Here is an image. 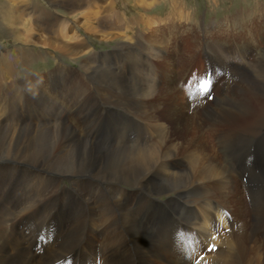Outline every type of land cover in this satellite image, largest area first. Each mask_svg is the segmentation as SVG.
Returning <instances> with one entry per match:
<instances>
[{
	"label": "bare ground",
	"instance_id": "1",
	"mask_svg": "<svg viewBox=\"0 0 264 264\" xmlns=\"http://www.w3.org/2000/svg\"><path fill=\"white\" fill-rule=\"evenodd\" d=\"M8 1L0 16L11 39L0 42V264H264V245L253 237L264 236V202L253 195L250 209L238 159L248 146L247 181L264 179V6L243 8L241 23L251 22L244 32L218 26L220 36L198 32L191 20L186 30L173 25L192 19L183 0H163L169 7L161 16L147 10L162 0ZM27 8L41 14L33 23L22 17ZM236 15L226 16L231 26ZM153 22L160 23L155 32ZM96 34L115 42L111 54H101L107 57L89 43ZM121 53L129 71L118 62L100 65ZM49 58L81 69H53ZM198 58L201 88L188 81ZM249 61L259 65L257 86L245 81L235 94L221 81L213 104L201 101L213 67L246 68ZM99 114L111 127L123 123L124 137H103ZM78 173L85 179L63 184ZM164 204L194 219L191 226L170 221L182 236L163 235Z\"/></svg>",
	"mask_w": 264,
	"mask_h": 264
},
{
	"label": "rangeland",
	"instance_id": "2",
	"mask_svg": "<svg viewBox=\"0 0 264 264\" xmlns=\"http://www.w3.org/2000/svg\"><path fill=\"white\" fill-rule=\"evenodd\" d=\"M1 1V3H0V16H2V13H3V11H5L4 9H5V5H9V1L8 0H0ZM2 1H3V3H2ZM38 1H41V2H46V1H44V0H38ZM106 1L107 0H100V4L102 3V4H104V3H106ZM181 1V0H180ZM185 3L183 4V6H187V8L186 9H188V11H189V13H192L191 14V18L192 19H189L188 21H184L185 19H183V20H181L180 22L181 23H179L178 22V19L177 18H175V21L176 22H178V23H173V25H175L176 24V26H178L179 27V29H181V30H186L187 28H190V25H192V23L191 22H193V23H196L197 24V26L199 27L198 29V32H202V29H203V31H204V33L205 34H207V35H209V32H212V33H214V32H216V34H219L220 36H223L224 35V31L222 32V33H217V30H218V26H223L224 28H228L229 30L230 29H234V28H236V30L238 31H241V32H244L245 30H244V25L246 24H248V25H250V23L251 22H249V20H248V18H244V17H242L244 20V24H242L241 23V14L243 13V8L245 9V8H252L253 6H257V5H259V6H264V0H183ZM165 2V1H164ZM163 2V0L160 2V4H158V5H156V6H154V7H152V9H149V10H147V13H148V15H150V16H158V15H162L164 12H166V9L169 7L168 6V2L166 3H164ZM5 3H7V4H5ZM216 3V4H215ZM17 5H19V4H17ZM185 6V7H186ZM2 7V8H1ZM132 9V8H131ZM130 9V7H129V10L130 11H133V9L131 10ZM239 10V11H238ZM232 13L234 14H237L236 16H235V18H236V20L237 21H235V18H234V16L232 17V19L234 18V22H235V24H234V26L232 25H230L228 22H227V20L228 19H226V16L228 15V14H231L232 15ZM32 15H33V17H32ZM36 15H41V14H39V12H34V13H32V11L31 10H29L28 8L25 10L24 9V13H23V16L22 17H24V19H27V20H31V23H33L34 22V18H37L36 17ZM29 17H30V19H29ZM40 17V16H39ZM176 17V16H175ZM190 20H191V22H190ZM238 20H239V22H238ZM260 21H263L264 20V17H261L260 19H259ZM1 22H2V20L0 19V24H1ZM163 24V23H162ZM16 25H18V24H16ZM160 25V23H155V22H153L152 24H151V27H150V30L151 31H154L155 32V30L158 28V26ZM7 26L8 25H1L0 26V42L4 45V46H8L9 44H10V33H8V28H7ZM30 27H35L34 25H29ZM18 27V26H17ZM13 28V27H12ZM20 28V27H19ZM152 28V29H151ZM247 28H249L248 26H247ZM194 30H196V29H194ZM212 30V31H211ZM197 31V30H196ZM154 32H152L153 34H154ZM167 33V31H165V36L168 34H166ZM203 33V32H202ZM33 34V33H32ZM201 34V33H200ZM202 35V34H201ZM95 36H97V37H95ZM95 36H93V37H91V38H89V43H90V45L93 47V48H96L95 49V51L97 52V56L98 57H107V56H102L101 54H103V52H106V54L108 53V54H111L112 53V51L114 50V45H115V42L114 41H112V40H110V41H108V43H107V41H101V39H100V41L99 40H97V39H99L100 37H99V35H95ZM169 38H168V41L169 42H172L173 40V38L171 37V35H170V33H169ZM171 38V39H170ZM244 41V39H242L241 40V42H243ZM110 42V43H109ZM111 42H112V44H111ZM252 42H255L256 43V40L255 39H252ZM9 43V44H8ZM105 43V44H104ZM114 43V44H113ZM109 46H108V45ZM111 45H113L112 47H111ZM181 47H183L184 48V45H181ZM111 48H112V50H111ZM183 51V50H182ZM176 53H177V56H178V53H180V52H178V51H175ZM115 55V54H114ZM150 58V57H149ZM176 58V57H175ZM51 59V60H50ZM112 60H111V63H109L108 61H104V62H102V61H99V63H100V65H105V66H107V65H110V64H115V62L117 63H119V65H120V67L122 68V70L123 71H129L130 69L128 68V67H126L127 65H129L128 63H127V56H126V54L125 53H121L120 55H115V56H112V58H111ZM175 60H177V61H175V64H174V70L175 71H177V77H178V59H175ZM198 60H199V62H197L196 63V65L194 66V72H196V74H191L192 76H193V78H192V76H190V79L188 80V81H190L191 82V85H196L197 87L199 86L200 88L202 87V85H203V82H200V80H202V72L204 71L203 70V68L204 67H202V62H201V60L198 58ZM222 60H223V58H222ZM49 63L50 64H48V66L49 67H52L53 69H60V70H64V68L65 69H68V68H70V66H72V68H76L77 70L78 69H81L80 67H79V65L78 64H70V66L69 65H67V67H66V65H64L65 63H61V64H59V63H57L56 62V60L55 59H53V58H49ZM154 61V63L156 62L155 60H153ZM157 63H158V61H157ZM200 63V64H199ZM250 63H251V61H249L248 63H247V65H246V68H247V70H246V68H243V67H240V66H238L237 67V69H233V68H229V67H226V66H222V67H213V65H212V67H213V70H212V74H211V77H210V80L208 81V85H209V89H207V91L205 92L204 91V93L200 90V91H198V95L200 96L199 98L201 99V101H202V99L204 100L203 102L204 103H206V102H208V103H210L209 104V106L210 105H212L213 104V101H214V99L215 98H218V93H217V90L216 89H214V87L216 86V84L218 85V82H221V81H223V86L221 87L222 88V90H225V91H229L230 92V89L232 90V92L234 93L235 92V94H238L239 93V91H240V89H239V87L241 86V84L243 85V84H245V83H249V85L250 86H257L258 85V72H259V65L254 69V68H252V66H250ZM68 64V63H67ZM39 65V64H38ZM37 65V66H38ZM52 65V66H51ZM77 66V67H76ZM104 66V67H105ZM156 66V69H157V64L155 65ZM160 67H159V69H161V71L164 73V72H166V70H164V68H165V65H164V63L163 62H161L160 63V65H159ZM176 66V67H175ZM250 66V67H249ZM124 67V68H123ZM216 69V70H215ZM203 70V71H202ZM161 71H159V72H161ZM249 71V72H248ZM172 72V73H171ZM170 73H169V75H172V79H174V77H175V80H176V76H175V73H174V71H171ZM186 72V71H185ZM232 72V73H231ZM241 72V73H240ZM234 73V74H233ZM249 73V74H248ZM253 73V74H252ZM165 76H166V74H164ZM247 75V76H246ZM171 77V76H170ZM203 77H204V75H203ZM222 78V79H221ZM224 78V79H223ZM247 78V79H246ZM225 80V81H224ZM226 80H230V84L228 85V87H227V85H224L225 84V82H226ZM255 80V81H254ZM257 80V81H256ZM245 81H247V82H245ZM250 81V82H249ZM251 81H252V83H251ZM175 83V85L177 86V88H183L181 85H182V83L181 84H178V82L177 81H175L174 82ZM196 83V84H195ZM205 84V83H204ZM233 84V85H232ZM196 87V88H197ZM228 88V89H227ZM230 88V89H229ZM178 90H180L181 91V89H178ZM202 92V94H204V95H201L200 93ZM207 92H212L213 94H215V97H214V99H212L211 101L209 100V99H207ZM190 95H186L187 96V98L191 101V100H193V98H194V94L193 93H189ZM231 94V93H230ZM231 97V96H230ZM190 109V114H192V112H193V110H194V107H190L189 108ZM111 119H113V118H111ZM103 120H104V122H103ZM107 120V121H106ZM109 119H108V117H103V115L102 116H100V114L97 116V119H96V124L101 128V134H102V136L103 137H105V138H107L108 137V135L109 136H111V132H114V134L116 135H119V136H121L122 138L124 137V134H123V131H125V129H124V126H123V123H122V125L121 124H119V125H116L115 126V122L113 123L114 124V127H111V126H109L110 125V121H108ZM113 120H115V118L113 119ZM133 126V128H132V130H133V132L135 133V134H137L138 135V138H139V133L140 132H138L139 130H137L140 126L138 125V126H136L134 123L132 124ZM115 130H116V132H115ZM126 132V131H125ZM132 132V133H133ZM205 132H207V134H206V136L208 137V141H209V146L213 149V150H215L218 154H221L222 153V149H221V147L219 146V145H217V144H213V137H211L212 136V134L210 133V131L208 132V131H206L205 130ZM104 133V134H103ZM107 133V134H106ZM157 134V135H156ZM259 135H264V129H263V132H261ZM132 136H133V134H132ZM131 136V137H132ZM157 136H158V133H154L153 135H151L150 137H149V141H152V140H154L155 138H157ZM247 139H248V141H250L249 143H251V142H253L252 140H255V138H253V137H249V136H245ZM251 138V139H250ZM257 143H256V145H259L260 146V143H259V138L257 137L256 138V140H255ZM137 144L139 145V141H137ZM256 148H257V146H256ZM255 148V149H256ZM244 149V150H243ZM248 149V146H246V148H245V145L243 146V148H242V150L240 151V152H242V154H241V157L240 158H238V159H240V163L242 164V166L240 167V168H243L244 169V172H243V177L244 178H242V177H240V180H239V182H240V188H241V190H242V193H244V191H243V186H242V184L243 183H245V184H249L250 186H248L247 188H248V192H249V196H250V201L248 202V201H245V199H244V201L245 202H248V205H249V207H250V209L252 210H254V207L252 206V204H251V202H253V195H256V194H258L259 196H258V199H257V201H259V199H260V201L261 202H264V182H260L258 185L256 184L257 182H259V181H264V179L263 178H257L256 180L255 179H253V180H251V181H247V179H248V177H249V173H250V170H251V165L249 164L248 166H247V161L245 160V158H243L244 156L243 155H247V156H251V155H249V154H244L243 152H246V150ZM248 151V150H247ZM244 162V163H243ZM186 167V165H183V168H185ZM46 170V168H43L42 170H40V173L41 174H43V175H46L47 176V174H48V172H46L45 171ZM233 172H235V170L233 171ZM46 173V174H45ZM245 174V175H244ZM84 174L83 173H78L77 174V176H68V177H65V178H63V184L64 185H68L69 184V182H68V180L69 179H75V180H78V181H82V180H84L85 179V176H83ZM246 180V181H245ZM258 180V181H257ZM246 191V190H245ZM260 192V193H259ZM244 195V194H243ZM241 197H243V196H241ZM161 199L165 202L167 199L165 198V197H161ZM190 204V203H189ZM189 204H186L185 205V208L182 206V205H180L179 204V207L181 208V209H184V210H187L188 209V207H189ZM164 205H166L167 206V209L169 208V213H168V218H166L165 220L164 219H162V222H161V225H162V233H163V235L164 234H168V235H171V234H176V235H178V236H182L183 234H179V233H177V231H175L173 228H172V226L170 225V221L171 220H173V222L174 221H181V222H184V223H186V224H188L189 226H191V224H190V222L188 223L187 221H191V222H193L194 221V219H188V218H186V216H184L183 214H181V213H174L173 212V210H176L177 209V207L175 206V204H164ZM188 205V207L186 208V206ZM174 207V208H173ZM244 210L242 211V210H240V216L241 215H244V216H241L242 217V219L243 220H247V217L248 216H245V207L243 208ZM230 210L228 209V212H229ZM160 212V211H159ZM181 212H183V211H181ZM248 224V223H247ZM164 225H166V227L164 226ZM247 226H249V224L247 225ZM237 229H239V228H235V232L236 233H240V231L239 232H237L238 230ZM246 231H250V226L248 227V229L246 230ZM255 235V236H254ZM165 236V235H164ZM253 237L255 238V239H258V242H260L261 243V246H263L264 245V236L263 235H261V233L260 232H258V233H254L253 234ZM198 238V237H197ZM192 241L195 243H197V239H196V237H195V239L193 238L192 239ZM195 243V244H196ZM246 245L248 246L249 245V242H247L246 243ZM204 250H205V248H204ZM207 254V253H206Z\"/></svg>",
	"mask_w": 264,
	"mask_h": 264
},
{
	"label": "snow or ice",
	"instance_id": "3",
	"mask_svg": "<svg viewBox=\"0 0 264 264\" xmlns=\"http://www.w3.org/2000/svg\"><path fill=\"white\" fill-rule=\"evenodd\" d=\"M204 85H202V87H203Z\"/></svg>",
	"mask_w": 264,
	"mask_h": 264
}]
</instances>
